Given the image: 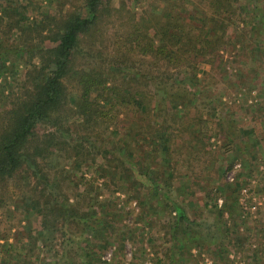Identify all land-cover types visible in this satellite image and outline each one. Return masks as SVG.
<instances>
[{
    "label": "trees",
    "instance_id": "1",
    "mask_svg": "<svg viewBox=\"0 0 264 264\" xmlns=\"http://www.w3.org/2000/svg\"><path fill=\"white\" fill-rule=\"evenodd\" d=\"M43 1L0 0V77L16 57L26 68L17 93L0 97V198L14 181L19 192L9 198L18 196L29 219L27 236L16 233L22 248L6 240L0 264H41L50 251L55 258L46 264L117 263V253L103 259L122 237L115 233L117 213L95 184L65 170L66 160L84 170L99 165L115 187L120 176L141 205L143 195L156 200L157 210L172 216L160 228L178 254L173 264H186L185 250L203 244L205 224L171 194L175 152L194 140L202 143L194 153L203 152L217 131L227 132L235 148L245 141H238L209 84L200 87L198 72L206 65L212 78L217 68L222 72V52L239 41L252 59H264L261 0H156L154 12L131 20L114 0H46L55 5L48 9ZM224 185L227 196L216 208L234 218L242 183Z\"/></svg>",
    "mask_w": 264,
    "mask_h": 264
},
{
    "label": "rangeland",
    "instance_id": "2",
    "mask_svg": "<svg viewBox=\"0 0 264 264\" xmlns=\"http://www.w3.org/2000/svg\"><path fill=\"white\" fill-rule=\"evenodd\" d=\"M261 2L264 7V0ZM113 3L115 7L122 8L124 20H131L132 14L139 17L145 10L154 12L152 10L156 0H114ZM43 6L48 9L55 5L44 0ZM118 30V25L111 29V36L117 38ZM236 44L235 50L222 52V72L217 68L218 73L213 71L212 78L209 65H206L198 72V78H202L200 87L209 84V92L220 100L228 124L237 129L235 135L238 141L239 136L245 141L237 148L233 147L227 138L228 133L221 128L224 133L219 134L217 131L208 141L206 139L210 148L206 147L203 152L194 153L202 145L199 140H194L189 147L177 149L176 146L175 155L179 164L171 180V194L185 206L191 218L197 217L205 224L203 244L192 247L190 252L185 250L188 258L186 264H225V260L229 264H264V59H252L250 53L246 52L249 50L246 49V41ZM262 46L264 48V44ZM16 58L7 63L5 76L0 77V97H3V92L6 96L12 92L17 93L21 87L26 68L23 60ZM12 64L17 66L15 68L18 73L15 77L10 68ZM70 89L71 104L77 107L80 102L78 87L73 84ZM214 121L218 128L217 119L214 118ZM114 129L115 127H109L107 131L113 132ZM117 131L115 136L120 138L121 132ZM247 132L250 133L246 134ZM249 136L251 139H248ZM192 154H195L194 158ZM66 161L65 170L73 172L83 182L95 184L100 200L114 211L112 213H117L118 217L113 222L115 233L122 234V237L120 242L117 241L107 251L103 259L110 262L117 253L116 264H173L174 260H179L178 254L173 251L170 236L160 228L161 221L172 216L157 210L156 200L146 193V197L150 198L146 200L143 195L141 205L138 200L130 198L132 195L125 190L126 182L120 176L115 187L100 175L99 165L94 164L84 170L86 167ZM63 162L62 160L61 163ZM231 162L234 163L233 167L228 170ZM221 168L225 173L222 174ZM234 179L242 183L238 194V211L234 218L228 213L222 217L217 208L222 206L227 196L223 192L226 188L224 184L234 182ZM17 192L19 188L12 181L7 191L9 195L0 198V261L2 245L6 240L13 242L17 248H22L18 243L20 236L16 233L21 234V230L27 236L25 228L29 226L28 215H22L18 196L12 201L9 198ZM227 226L233 231L227 232ZM6 232L8 234L2 236ZM57 236L48 241L55 242ZM205 241L209 250L208 246L204 247ZM218 244L221 246L218 247ZM59 249L61 253L65 252L60 244ZM52 256L54 255L50 251L49 257L41 264H46L50 259L54 261L55 257Z\"/></svg>",
    "mask_w": 264,
    "mask_h": 264
}]
</instances>
